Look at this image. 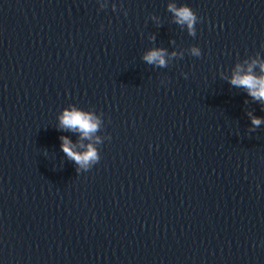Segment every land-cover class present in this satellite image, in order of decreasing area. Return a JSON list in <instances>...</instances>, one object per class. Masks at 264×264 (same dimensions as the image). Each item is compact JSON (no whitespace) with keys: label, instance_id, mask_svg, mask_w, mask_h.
I'll return each instance as SVG.
<instances>
[{"label":"water","instance_id":"water-1","mask_svg":"<svg viewBox=\"0 0 264 264\" xmlns=\"http://www.w3.org/2000/svg\"><path fill=\"white\" fill-rule=\"evenodd\" d=\"M254 60L264 0H0V264H264V103L229 82Z\"/></svg>","mask_w":264,"mask_h":264},{"label":"clouds","instance_id":"clouds-1","mask_svg":"<svg viewBox=\"0 0 264 264\" xmlns=\"http://www.w3.org/2000/svg\"><path fill=\"white\" fill-rule=\"evenodd\" d=\"M168 10L173 13L175 22L179 25L186 26L189 34L195 33V24L198 17L187 5L177 6L176 4H169ZM193 55H199L200 50L197 47L192 48ZM167 52L164 49H152L148 51L143 59L151 65L165 66ZM257 61H252L247 69L241 65H237L229 82L235 87H242L246 89L247 94L253 100L264 103V62L259 63V68L262 75H257L254 71ZM251 118L253 126H260L264 124V118L248 114ZM100 119L93 113L76 108H65L59 116V126L62 129H68L73 132H79L81 139H92V135L96 133L100 125ZM60 148L66 154L67 158L77 165V172L81 170H89L100 160V155L96 147L89 143L86 146L82 145L83 151L76 148L75 144L67 137H60ZM98 141V138H97Z\"/></svg>","mask_w":264,"mask_h":264}]
</instances>
